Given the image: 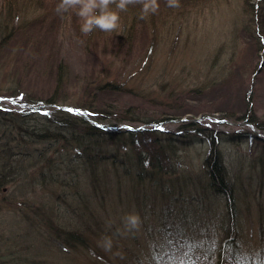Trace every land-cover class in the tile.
I'll use <instances>...</instances> for the list:
<instances>
[{"label":"rangeland","instance_id":"1","mask_svg":"<svg viewBox=\"0 0 264 264\" xmlns=\"http://www.w3.org/2000/svg\"><path fill=\"white\" fill-rule=\"evenodd\" d=\"M119 2H109L119 15L115 28L96 26L84 32L78 2L57 11L60 0H0V106L21 107L20 99L48 95L78 103L87 98L88 80L90 86L121 83L122 90L107 94L102 103L119 109L134 105L163 118L160 123L124 120L123 124L158 126L161 141L171 142L174 169L157 183L169 186L164 189L169 194L146 182L132 191L130 179L124 177L117 190L110 174L116 177L113 172L121 165L106 163L111 191L97 190L95 195L77 160L61 165L66 177L72 176L69 167L77 171L76 183L11 182L0 189V264H219L222 258L223 264H258L247 257L261 256L264 144L226 136L219 140L230 176L243 186L236 189L239 252L234 260L227 254L234 251L225 250V198L205 189L208 142L202 134L180 127L177 113L188 110L180 119L198 117L221 135L252 130L264 139V129L235 117L249 93L257 123L264 125V40L252 10L264 11V0H250L252 8L245 0H184L177 6L157 0L159 7L147 14H143L145 0H128L123 9ZM132 10L140 20L133 35L125 13ZM260 18L264 20V14ZM146 21L155 27L148 35ZM84 206L93 216L90 221L79 218ZM36 210L49 212L53 224L62 222L70 230L94 227L90 247L73 251L52 239L53 227ZM131 212L140 216L135 228L125 223ZM106 238L111 239V248L104 247ZM137 243L139 253L133 249L126 258L124 251ZM247 252L251 253L245 259L239 256ZM259 260L261 264L262 257Z\"/></svg>","mask_w":264,"mask_h":264},{"label":"trees","instance_id":"2","mask_svg":"<svg viewBox=\"0 0 264 264\" xmlns=\"http://www.w3.org/2000/svg\"><path fill=\"white\" fill-rule=\"evenodd\" d=\"M183 1H178L177 4ZM245 2H250V0H245ZM249 6L252 8L253 3L250 2ZM252 10L258 34L264 40V20L260 18L264 11L256 7H253ZM133 12L135 13L134 10L125 12L126 16H129L131 21L133 20L129 22L127 19L126 22L129 23L132 30L131 35L135 33L133 29L140 22L139 19L137 22ZM143 27L147 35L148 31L155 29L149 21H146ZM139 28L141 29L142 25ZM87 84L89 86L87 87V98L78 103L61 102L55 95H48L44 99L38 96L37 98L32 97L33 99H20L17 102L23 105L21 107L0 106V189L11 182L18 186L22 179H26L32 184H40L41 182L43 186L54 183L67 186V184L76 183L73 175L77 171L73 167L68 168L69 174L72 175L70 178L62 174L64 169L61 166L62 162L67 163V160L68 164L73 163L74 160L78 161L82 173L87 176L86 179L92 184V192L95 195H97V190L105 194L111 191V186L108 185V181L111 180V177H108L110 171L104 167L106 163L116 167L118 164L121 165L119 170L113 172L116 177L110 174L114 177V181H117V190L118 188L120 190L119 183L123 177L130 179L129 187L132 191L138 187H143L145 182L152 188L161 186L157 185L161 176L174 169L172 152L175 149L171 142L161 141V130L158 126L135 127L125 125L123 121L160 123L163 118L153 117L154 114L150 115L134 105L121 109L114 108L111 103L109 106H105L107 103L102 102L107 99V94L114 91L115 94L119 93L123 88L121 83L108 82L102 84L100 82L90 86L91 80H88ZM248 96L249 93L246 94L245 102L241 103L244 106L243 109L239 113L234 112L235 117L244 119L263 130L264 125L257 123L259 122L256 118L257 114L252 109ZM72 108L80 109V111H69ZM110 111V115L109 113L105 114V112ZM186 111L188 110L179 111L177 120H180V127H184L192 133L202 134L208 142V150L203 159L204 172L207 177L205 189L216 197L225 198L226 212L224 216L227 217V222L225 224V220L223 221L226 227L222 225L227 236L225 250L232 249L231 251L234 252H227V254L235 260L233 255H238L239 252L237 250L238 242L235 241L237 234L234 228V216L237 207L236 189H241L242 184L239 178L236 180L230 176L218 144L223 136L230 140L257 139L263 144L264 139L252 130L232 131L227 135H221L213 131V127L207 126L203 119L195 116L180 119ZM113 112H117L118 115L114 116ZM227 112L229 115L233 114V111L228 110ZM124 148L126 150H122ZM165 188L168 189L169 186H161L162 192L167 194L168 192H164ZM81 211L82 213H79L80 220L82 218L84 219L83 222H86L87 217L89 221L91 218L93 219V216L90 215L91 217H89L85 212V206ZM36 212L42 214L43 221L48 223L51 229L53 227L54 236L52 239L55 238L54 240L65 244L73 251L80 247L86 249L90 247V239L97 232L94 227L88 229L89 227L86 225L70 230V227L62 222L57 221L53 224L49 212L46 214L45 211L46 215L42 210H36ZM63 221L65 222V219ZM89 221L88 223H91ZM260 232L261 247L258 251L261 256L259 253L251 256L248 255L251 252H247L246 256L239 255L242 259L248 255L247 258L257 259L256 262L260 264L259 259L262 257L261 264H264V228ZM133 249L139 253L138 243L136 245L130 244L128 251H124L126 258L131 255ZM222 260L223 258L220 259L219 264H223ZM250 264L257 263L252 261Z\"/></svg>","mask_w":264,"mask_h":264},{"label":"clouds","instance_id":"3","mask_svg":"<svg viewBox=\"0 0 264 264\" xmlns=\"http://www.w3.org/2000/svg\"><path fill=\"white\" fill-rule=\"evenodd\" d=\"M80 3L78 14L84 17L82 31L90 32L94 27L98 26L104 30H110L117 26L119 15L117 12L109 8L110 0H60L57 11H64L71 7L74 3ZM128 0H120L118 7L123 9L127 7ZM178 0H170V6H177ZM159 7L157 0H145L143 4V14L149 11H155ZM125 223L130 228H135L140 223L138 213L131 212L125 217ZM111 239L106 238L104 247L111 248Z\"/></svg>","mask_w":264,"mask_h":264},{"label":"snow or ice","instance_id":"4","mask_svg":"<svg viewBox=\"0 0 264 264\" xmlns=\"http://www.w3.org/2000/svg\"><path fill=\"white\" fill-rule=\"evenodd\" d=\"M69 111H73V112H79L80 109H75V108H72V109H69Z\"/></svg>","mask_w":264,"mask_h":264}]
</instances>
